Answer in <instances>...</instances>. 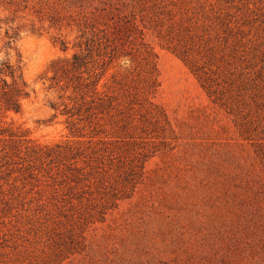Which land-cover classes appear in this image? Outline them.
Segmentation results:
<instances>
[{"label": "rangeland", "instance_id": "obj_1", "mask_svg": "<svg viewBox=\"0 0 264 264\" xmlns=\"http://www.w3.org/2000/svg\"><path fill=\"white\" fill-rule=\"evenodd\" d=\"M9 36L29 142L0 155V264H264V0H0ZM87 51L72 135L47 78Z\"/></svg>", "mask_w": 264, "mask_h": 264}, {"label": "trees", "instance_id": "obj_2", "mask_svg": "<svg viewBox=\"0 0 264 264\" xmlns=\"http://www.w3.org/2000/svg\"><path fill=\"white\" fill-rule=\"evenodd\" d=\"M9 37L3 52L0 47V113L5 111L19 112L21 100L30 94V88L22 77L21 55L14 45L13 36ZM61 47L65 48L63 42H61ZM97 69L96 65L91 64L89 51L85 53L76 52L70 58L56 59L50 64L52 74L47 78L49 81L48 88L57 86L62 81L61 87L63 89L74 93L73 98L79 96L81 99L76 107H71V109H75L67 118V127L72 135L80 130V121L88 117V111L91 109L88 104L93 101L91 95L97 92L101 76ZM85 98H90L88 103L85 102ZM98 100L96 108L102 112L105 107L103 102L106 100L102 97H98ZM28 142L26 129L5 126V121L0 115V155L6 157L11 151L17 153L20 151V147Z\"/></svg>", "mask_w": 264, "mask_h": 264}]
</instances>
